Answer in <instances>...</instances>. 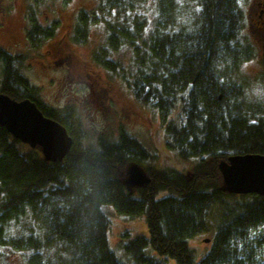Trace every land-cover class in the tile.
<instances>
[{"label": "trees", "instance_id": "obj_1", "mask_svg": "<svg viewBox=\"0 0 264 264\" xmlns=\"http://www.w3.org/2000/svg\"><path fill=\"white\" fill-rule=\"evenodd\" d=\"M178 1L157 0L148 23L145 0H102L109 46L94 56L163 114L168 146L196 163L190 176L146 165L152 153L125 132L86 146L76 110L45 105L20 71L24 56L0 47V94L31 101L73 140L66 157L52 162L0 126V247L32 254L29 264H264L256 258L264 247V197L227 193L219 169L233 157L264 156L263 111L246 103L234 80L251 54L241 43L249 0H196L191 23L185 0ZM86 18L74 28L77 43L88 39ZM30 28L35 46L52 34L36 22ZM122 49L131 52L132 74L111 58ZM130 165L145 183L127 184ZM107 206L145 217L148 237L120 245L128 261L110 247ZM212 229L210 250L198 260L190 240ZM54 249L51 258L46 252Z\"/></svg>", "mask_w": 264, "mask_h": 264}, {"label": "rangeland", "instance_id": "obj_2", "mask_svg": "<svg viewBox=\"0 0 264 264\" xmlns=\"http://www.w3.org/2000/svg\"><path fill=\"white\" fill-rule=\"evenodd\" d=\"M185 3L189 7L185 19L191 23V5L196 0H185ZM242 8L245 24L241 43L251 54L240 66L234 80L244 90L250 81L264 80V15H261L264 0H249ZM104 14L102 0H0V47L12 55L24 56L20 71L38 89L45 105L57 110L68 107L76 110L86 146L96 147L99 140L105 138L116 142L120 133L125 132L152 153L153 157L146 165L190 176L196 163L183 161L177 151L168 146L163 114L138 101L121 77L96 62L94 55L109 46L102 19ZM81 15H86L90 25L85 43L75 41L74 28ZM145 15L146 21L152 23L157 15V0H145ZM33 22L43 30L52 31L39 46L27 38ZM111 58L133 73L129 68L133 57L128 49H122ZM242 97L248 105H256L264 115V104L248 102L244 91ZM178 117V112L173 113L172 118ZM177 121L180 123V117ZM133 169L136 168L130 165L128 179ZM129 191L136 193L137 189L130 187ZM105 212L111 222L110 247L121 260L128 261L120 245L126 239L148 237L145 217L120 216L109 206ZM213 234L214 229L190 240V247L198 260L209 252ZM46 254L53 258L59 252L54 249ZM30 255L0 247V264H29Z\"/></svg>", "mask_w": 264, "mask_h": 264}, {"label": "water", "instance_id": "obj_3", "mask_svg": "<svg viewBox=\"0 0 264 264\" xmlns=\"http://www.w3.org/2000/svg\"><path fill=\"white\" fill-rule=\"evenodd\" d=\"M0 126L6 128L14 139L31 148H39L47 161L63 160L73 145L68 131L45 117L34 103L15 101L5 94H0ZM219 169L227 193L264 197V156L233 157L228 163H221ZM145 182L141 172L132 170L127 184Z\"/></svg>", "mask_w": 264, "mask_h": 264}, {"label": "clouds", "instance_id": "obj_4", "mask_svg": "<svg viewBox=\"0 0 264 264\" xmlns=\"http://www.w3.org/2000/svg\"><path fill=\"white\" fill-rule=\"evenodd\" d=\"M242 35V33H241ZM244 98L250 103L264 104V80H253L244 88ZM30 213V209H28ZM14 234L15 230H11ZM255 235V232H250V236ZM257 259H264V247L257 250Z\"/></svg>", "mask_w": 264, "mask_h": 264}, {"label": "flooded vegetation", "instance_id": "obj_5", "mask_svg": "<svg viewBox=\"0 0 264 264\" xmlns=\"http://www.w3.org/2000/svg\"><path fill=\"white\" fill-rule=\"evenodd\" d=\"M261 15H264V9L261 11ZM66 59H68V58H66Z\"/></svg>", "mask_w": 264, "mask_h": 264}, {"label": "bare ground", "instance_id": "obj_6", "mask_svg": "<svg viewBox=\"0 0 264 264\" xmlns=\"http://www.w3.org/2000/svg\"><path fill=\"white\" fill-rule=\"evenodd\" d=\"M70 151V150H69ZM222 175V174H221ZM225 191H226V188L224 187ZM227 192V191H226Z\"/></svg>", "mask_w": 264, "mask_h": 264}, {"label": "snow or ice", "instance_id": "obj_7", "mask_svg": "<svg viewBox=\"0 0 264 264\" xmlns=\"http://www.w3.org/2000/svg\"><path fill=\"white\" fill-rule=\"evenodd\" d=\"M250 232H254V231L250 230ZM255 234H256V233H255Z\"/></svg>", "mask_w": 264, "mask_h": 264}]
</instances>
